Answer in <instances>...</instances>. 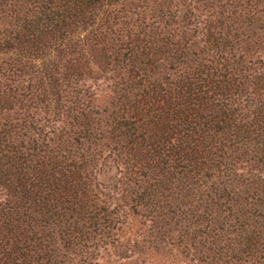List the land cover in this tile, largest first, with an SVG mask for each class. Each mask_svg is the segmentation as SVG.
Instances as JSON below:
<instances>
[{
  "label": "trees",
  "instance_id": "16d2710c",
  "mask_svg": "<svg viewBox=\"0 0 264 264\" xmlns=\"http://www.w3.org/2000/svg\"><path fill=\"white\" fill-rule=\"evenodd\" d=\"M0 264H264V0H0Z\"/></svg>",
  "mask_w": 264,
  "mask_h": 264
},
{
  "label": "rangeland",
  "instance_id": "374dc122",
  "mask_svg": "<svg viewBox=\"0 0 264 264\" xmlns=\"http://www.w3.org/2000/svg\"><path fill=\"white\" fill-rule=\"evenodd\" d=\"M102 173L99 176V180L102 182L104 187H106V190L115 195L116 197L118 196V193L116 191L115 187V177L117 176L116 169L113 166H107L103 167Z\"/></svg>",
  "mask_w": 264,
  "mask_h": 264
}]
</instances>
